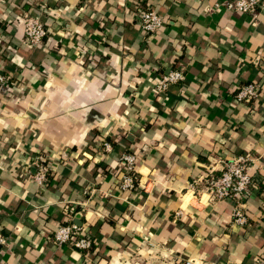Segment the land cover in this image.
Here are the masks:
<instances>
[{"label": "crops", "instance_id": "0c3cea01", "mask_svg": "<svg viewBox=\"0 0 264 264\" xmlns=\"http://www.w3.org/2000/svg\"><path fill=\"white\" fill-rule=\"evenodd\" d=\"M226 1L0 0V264H264V0L254 16ZM148 8L157 34L138 26ZM25 12L46 29L40 47L23 43ZM174 70L182 82L157 93ZM250 82L257 98L237 102ZM127 153L138 182L122 193ZM246 153L239 227L201 179ZM77 219L91 252L53 242Z\"/></svg>", "mask_w": 264, "mask_h": 264}, {"label": "built area", "instance_id": "2783aa9c", "mask_svg": "<svg viewBox=\"0 0 264 264\" xmlns=\"http://www.w3.org/2000/svg\"><path fill=\"white\" fill-rule=\"evenodd\" d=\"M263 0H229L226 2L215 4L216 8H225L228 11L243 14L256 15L262 7ZM23 26V43L30 48H37L43 45L46 37V29L41 22L38 14L25 12L21 18ZM138 26L145 35L157 34L164 25V20L153 9H144L138 11ZM184 75L180 70L170 71L166 75H162L158 80L155 90L157 93H163L170 85L182 82ZM0 84H4V78L0 76ZM258 96V86L254 82L247 83L238 88L234 94L237 102L246 104L251 103ZM105 151H110V145L103 142ZM253 158L248 154H241L224 163L219 174L215 175L213 171H209L201 180L203 182V192L206 194L210 202L232 203L231 217L232 222L236 226L242 227L247 223L244 206L245 200L250 195V187L252 179L248 173ZM260 166L264 167V146L262 153L256 159ZM137 156L134 153L123 154L119 161L118 167L120 172L119 190L122 193H129L135 189L137 181ZM37 172L32 179L38 185H42L46 180V174L50 171L49 166L41 163L36 166ZM192 184L191 186H194ZM180 215V213H176ZM53 242L58 247L67 244L72 245L76 250L92 251L94 248V240L83 233L81 227L74 223H68L57 227L53 233ZM6 244V237L0 231V247ZM90 251V252H91ZM183 264H194L188 260Z\"/></svg>", "mask_w": 264, "mask_h": 264}, {"label": "water", "instance_id": "95a60500", "mask_svg": "<svg viewBox=\"0 0 264 264\" xmlns=\"http://www.w3.org/2000/svg\"><path fill=\"white\" fill-rule=\"evenodd\" d=\"M75 224H76L77 226H79V227H80V225H81V222H80V220H79V219H77V220L75 221Z\"/></svg>", "mask_w": 264, "mask_h": 264}, {"label": "trees", "instance_id": "16d2710c", "mask_svg": "<svg viewBox=\"0 0 264 264\" xmlns=\"http://www.w3.org/2000/svg\"><path fill=\"white\" fill-rule=\"evenodd\" d=\"M137 182L138 181H136V186H137ZM136 186H135V188H136ZM92 239V238H91ZM94 248H92V250H93ZM91 251V250H90ZM90 251H84L85 253H87V252H90Z\"/></svg>", "mask_w": 264, "mask_h": 264}, {"label": "rangeland", "instance_id": "374dc122", "mask_svg": "<svg viewBox=\"0 0 264 264\" xmlns=\"http://www.w3.org/2000/svg\"><path fill=\"white\" fill-rule=\"evenodd\" d=\"M197 194V192H195Z\"/></svg>", "mask_w": 264, "mask_h": 264}]
</instances>
